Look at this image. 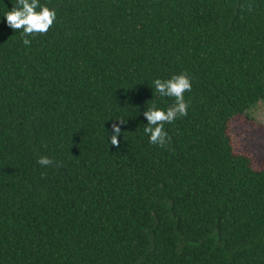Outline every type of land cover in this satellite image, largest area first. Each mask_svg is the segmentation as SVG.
I'll use <instances>...</instances> for the list:
<instances>
[{"label": "trees", "instance_id": "obj_1", "mask_svg": "<svg viewBox=\"0 0 264 264\" xmlns=\"http://www.w3.org/2000/svg\"><path fill=\"white\" fill-rule=\"evenodd\" d=\"M16 3L0 0V264H264V168L229 135L264 103V0H39L56 19L27 37L4 19ZM181 73L187 115L161 148L143 112Z\"/></svg>", "mask_w": 264, "mask_h": 264}, {"label": "clouds", "instance_id": "obj_2", "mask_svg": "<svg viewBox=\"0 0 264 264\" xmlns=\"http://www.w3.org/2000/svg\"><path fill=\"white\" fill-rule=\"evenodd\" d=\"M40 8L37 12L36 9ZM248 10H252V6H248ZM7 26L14 31L23 29L24 37L33 34H45L53 25L56 19V12L50 10L47 6L39 4V0H17L11 11H7L4 15ZM25 46L30 45L31 41L22 37ZM156 91L163 97L174 98V103L167 110L159 109L152 104L143 116L148 124L144 127V132L149 134V142L161 148L169 141L167 133L164 131L166 123L170 124L178 117L187 115L188 103L184 99V93L191 91V82L187 73L174 75L168 80L156 79L153 81ZM117 123L111 126L112 134L109 140L112 146L119 147L118 137L121 135L120 125L124 124L123 119H117ZM37 163L41 166H51L54 161L48 157H40Z\"/></svg>", "mask_w": 264, "mask_h": 264}, {"label": "rangeland", "instance_id": "obj_3", "mask_svg": "<svg viewBox=\"0 0 264 264\" xmlns=\"http://www.w3.org/2000/svg\"><path fill=\"white\" fill-rule=\"evenodd\" d=\"M233 150L250 157L255 170L264 168V103L260 102L244 115L230 122Z\"/></svg>", "mask_w": 264, "mask_h": 264}]
</instances>
